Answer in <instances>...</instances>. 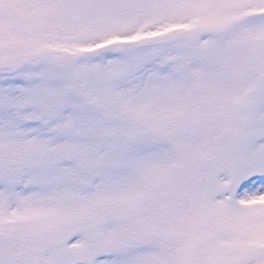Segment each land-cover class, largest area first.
<instances>
[{
  "label": "snow or ice",
  "instance_id": "1",
  "mask_svg": "<svg viewBox=\"0 0 264 264\" xmlns=\"http://www.w3.org/2000/svg\"><path fill=\"white\" fill-rule=\"evenodd\" d=\"M0 264H264V0H0Z\"/></svg>",
  "mask_w": 264,
  "mask_h": 264
}]
</instances>
